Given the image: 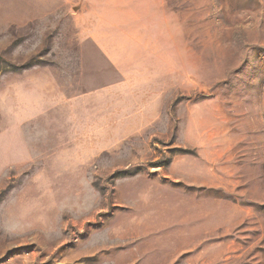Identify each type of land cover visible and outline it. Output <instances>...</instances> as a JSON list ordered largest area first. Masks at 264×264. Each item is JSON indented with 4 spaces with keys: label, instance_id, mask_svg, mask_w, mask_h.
<instances>
[{
    "label": "rangeland",
    "instance_id": "374dc122",
    "mask_svg": "<svg viewBox=\"0 0 264 264\" xmlns=\"http://www.w3.org/2000/svg\"><path fill=\"white\" fill-rule=\"evenodd\" d=\"M0 264H264V0H0Z\"/></svg>",
    "mask_w": 264,
    "mask_h": 264
}]
</instances>
